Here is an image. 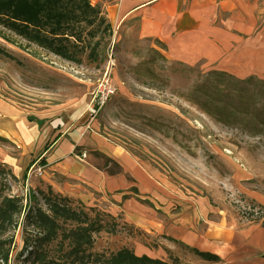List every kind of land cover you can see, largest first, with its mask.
Returning <instances> with one entry per match:
<instances>
[{
    "label": "rangeland",
    "instance_id": "1",
    "mask_svg": "<svg viewBox=\"0 0 264 264\" xmlns=\"http://www.w3.org/2000/svg\"><path fill=\"white\" fill-rule=\"evenodd\" d=\"M89 1L111 28L101 25L94 31L87 26L75 49L79 61L64 59L0 25V104L41 128L57 126L63 118L65 125L58 128L70 124L123 146L160 183L158 205L150 197L138 201L150 207L151 216L164 219L166 232H171L174 217L180 228L176 234L143 231L121 213L109 212V201L54 191L45 173L27 179L25 169L16 179L8 178L7 193L20 197L22 210L0 237L7 249L0 264H33L28 251L39 233L25 216L34 206L46 209L49 187L105 225L93 234L97 252L128 247L170 264H264V227L254 221L264 214V62L239 59L210 67L203 60L191 64L173 59L163 40L119 33L102 3ZM208 1L222 17L246 20L238 12L252 11L251 0L242 5ZM200 2L206 5V0ZM109 55L114 64L108 68ZM104 78L115 91L97 111V88ZM12 141L0 140V146ZM86 157L111 172L119 169L93 147ZM7 169L13 172L9 165ZM63 245L55 241L44 246L45 264H77ZM192 248L209 251L218 260H204Z\"/></svg>",
    "mask_w": 264,
    "mask_h": 264
},
{
    "label": "crops",
    "instance_id": "2",
    "mask_svg": "<svg viewBox=\"0 0 264 264\" xmlns=\"http://www.w3.org/2000/svg\"><path fill=\"white\" fill-rule=\"evenodd\" d=\"M99 1L103 13L119 33L124 30L129 34L155 36L164 41L173 59L191 64L203 60L210 67L229 66L239 59L264 62V0H251L252 11L238 12L245 14L246 20L222 17L211 10L208 0L202 6L200 0ZM237 1L239 5L244 3ZM18 116L12 108L0 104V140H13V144L0 146V163L6 168L9 165L15 177L38 162L54 191L101 204L109 201L105 206L109 212L121 213L141 230L166 232L164 219L151 216L150 207L137 199L150 197L158 205L160 183L127 149L86 135L70 124L58 128L65 125L63 118L57 120V126L49 124L44 129ZM77 146L79 150L75 152ZM8 147L15 148L17 153L11 154ZM91 147L110 156L119 169L111 172L94 164L86 157ZM180 222L174 217L169 226L171 232L166 234H176Z\"/></svg>",
    "mask_w": 264,
    "mask_h": 264
},
{
    "label": "trees",
    "instance_id": "3",
    "mask_svg": "<svg viewBox=\"0 0 264 264\" xmlns=\"http://www.w3.org/2000/svg\"><path fill=\"white\" fill-rule=\"evenodd\" d=\"M0 25L73 61H79L75 49L82 43L87 26L94 31H100L101 25H104L103 30L111 28L105 17L100 15V8L89 0H0ZM88 32L95 35L90 29ZM8 178L16 179L0 163V237L13 225L14 216L22 210L20 197L7 193ZM43 200L46 209L34 206L25 216L27 225L36 228L39 233L28 251L33 264H45L44 246L55 241L62 248L66 242V256L77 264H170L146 254L137 255L128 247H121L109 254L93 250V234L105 228L102 221L91 217L81 208L73 207L70 197L54 193L51 187L49 195L44 196ZM254 221L264 227V214L257 215ZM4 244L5 240L0 239V259L6 260ZM192 249L204 260H218L209 251Z\"/></svg>",
    "mask_w": 264,
    "mask_h": 264
},
{
    "label": "built area",
    "instance_id": "4",
    "mask_svg": "<svg viewBox=\"0 0 264 264\" xmlns=\"http://www.w3.org/2000/svg\"><path fill=\"white\" fill-rule=\"evenodd\" d=\"M114 64V59L111 55L108 56V68ZM115 91V87L109 78H104L103 82L97 88V101L98 104L95 106L96 110L99 111L106 103L107 99ZM43 172V166L38 162L32 163L27 169V179L31 176H40Z\"/></svg>",
    "mask_w": 264,
    "mask_h": 264
}]
</instances>
